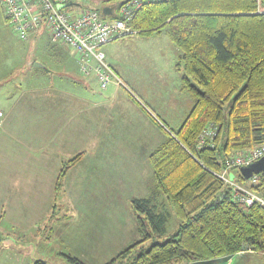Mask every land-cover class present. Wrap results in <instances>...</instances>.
Wrapping results in <instances>:
<instances>
[{
    "label": "trees",
    "instance_id": "obj_1",
    "mask_svg": "<svg viewBox=\"0 0 264 264\" xmlns=\"http://www.w3.org/2000/svg\"><path fill=\"white\" fill-rule=\"evenodd\" d=\"M256 7L257 0H151L137 12L135 34L165 31L180 49L176 68L181 88L195 103L177 130L162 125L166 138L149 156L156 189L173 207L179 229L146 247L143 242L151 234L145 218L163 231L167 215L157 212L150 197L132 198L145 237L121 251L114 264L192 263L246 250L264 252V205L241 202L219 175L232 156L264 143V13ZM209 129L214 135L200 146ZM83 155L63 163L55 198ZM230 176L264 197V173L257 174L256 183L245 179L239 168Z\"/></svg>",
    "mask_w": 264,
    "mask_h": 264
},
{
    "label": "crops",
    "instance_id": "obj_2",
    "mask_svg": "<svg viewBox=\"0 0 264 264\" xmlns=\"http://www.w3.org/2000/svg\"><path fill=\"white\" fill-rule=\"evenodd\" d=\"M73 1L79 10L82 2H90ZM114 1L116 0L104 6H111ZM85 4L80 11L76 8L71 10L81 12L91 8ZM2 10L4 13L3 7ZM0 24L1 49L5 48L6 51L10 49L8 46L29 40L30 45L37 46L36 54L41 55V58L35 56L31 60L41 61L47 66L32 65L30 70L34 82L23 85L24 88L21 89L15 72L26 67L28 58L25 54L21 58L12 55L7 63L13 67L4 76L11 75L17 81L13 85L22 91L16 97L10 95L0 98V110L5 113L0 126V232L3 227L12 226L22 231L36 227L41 221V215H47L53 208L56 183L63 163L78 153L83 152L84 155L69 169L65 184L72 182L71 176L77 175L78 180L86 184L95 182L104 187L107 184L112 186L113 190L108 188L106 193L113 192L122 198L121 183H124V177H128V174L133 176L136 183H142L145 175L153 176L152 167L149 169L147 162L153 150L166 138V133L149 105L138 98H187V92L181 88L180 71L176 68L181 54L178 47L170 42L174 45L169 47L176 60L165 52L163 60H156L157 62L148 66L144 63L145 68L140 66V70H154L161 77L160 72L170 70L173 65L179 77L170 73L168 78H163L167 83L166 90L159 86L158 80L149 86L141 82L139 75L135 79L134 73L131 74L119 61H115L114 47L107 49V61L134 92L131 94L113 84L101 90L94 75L84 76L80 73L79 60L74 50L65 44L52 42L44 26L28 40H21L11 26L12 29H9L6 23ZM7 25L9 26L8 23ZM162 35L168 37L165 31L140 37L168 41L165 39L169 38H163ZM166 48L168 47H164ZM53 63L58 65H52ZM162 64H167L168 67ZM151 65L154 69H151ZM2 66L6 65L0 64V69ZM4 76L0 77V81ZM172 80L177 82L176 86L171 85ZM130 84L136 86L137 92ZM179 86L184 95L178 94ZM110 88L113 90H109ZM104 92L106 97H98ZM139 125L143 126L145 134L149 132L150 143L142 144L137 139V134L142 135L143 132L141 130L138 133ZM117 135H121V140L114 146L112 138ZM140 146L143 148L141 152ZM80 175L85 177L81 179ZM134 197L135 195H129L127 199ZM9 236L3 233L0 241L12 244L18 242ZM182 264H264V252L246 250L218 260Z\"/></svg>",
    "mask_w": 264,
    "mask_h": 264
},
{
    "label": "rangeland",
    "instance_id": "obj_3",
    "mask_svg": "<svg viewBox=\"0 0 264 264\" xmlns=\"http://www.w3.org/2000/svg\"><path fill=\"white\" fill-rule=\"evenodd\" d=\"M89 1L90 2H86L87 4L82 2L80 10L83 9V5L85 4L90 5L89 7L91 8H97L102 12L103 6L107 3H111L112 0ZM75 8L79 10V7L72 5L66 7L65 11L68 12ZM1 22H3V24L6 23L9 29L11 28L7 25V22L4 21V13L0 4V23ZM140 36L139 34H130L120 37L107 43L103 47V50L107 53V49L114 47L115 61H119L122 67L128 69L131 74L134 73L135 77H133L135 79H138L137 75H139L141 82L149 86H152V84L158 80L160 82L159 86L165 90L168 89L164 79L168 78L170 73L173 76H178L176 68L173 67V65L170 66V70H162L160 72L161 77H159V74L154 72V70H140V66L145 68L146 64L144 63H147L148 66L150 63L157 62L156 60H163L166 55L165 52L169 54L171 59L176 60V56H172L174 53L171 47H169L174 45H171L170 39H165L168 41H162V39L148 40ZM162 36H164L163 38H168L166 35ZM24 44L25 47H23ZM166 46L168 48L164 49ZM1 47L2 46H0V64H5L6 66H2V70L0 69V77L6 75L7 71L9 72L13 67L7 64L10 60V56L18 55L21 58L22 55L25 54L26 58H28L27 65L24 69L21 68L19 71H16L15 75L19 76L16 77L20 82L21 89H23L25 85L34 82L30 69L34 64L31 57L34 60L35 56H38L36 54L37 46L33 44L30 45V41L28 40L24 41V43L19 42V45L8 46L10 49L6 51L4 50L5 48L1 49ZM177 50L180 52V49L177 48ZM39 56L38 58H41ZM52 65L56 66L58 63H53ZM162 65L168 67L167 64ZM150 67L154 69L152 65ZM14 83H17V81H15V79L13 80L11 75L4 76L3 80L0 81V98H7V96L10 95L16 97V95L22 91L21 89H17V87L13 85ZM176 83L175 80H172L171 85L176 86ZM130 85L135 92H137L136 86ZM109 90H113V88ZM178 94L184 95V92L182 93L180 90V86ZM185 96H187V98H174L171 96L170 98L138 99L143 100L144 103L149 105L150 110H152L162 125L177 130L184 122L195 103V99L192 95L185 93ZM98 97H106L105 92L103 95H98ZM225 111L227 116L229 105L226 106ZM4 117L5 113L3 120ZM137 127L138 133H140L141 130L143 131L142 135L137 134V139L139 138L142 144H146L148 142L149 132L145 134L146 131L143 129V126L139 125ZM131 139L134 141V137ZM112 140L114 141V146L115 144L118 145L121 140V135L113 137ZM157 142L158 141L155 142V145H157ZM142 149L143 148L140 146V152ZM115 154L116 149L114 150V155ZM147 165L148 168L151 169L149 160ZM80 176H82L81 179L85 177L83 175ZM78 179V176L74 175V177L71 176L72 182L69 181L68 184H65L64 181V186L58 191L59 193H57V197L54 199L53 205L55 204V207H53L47 215H41V221L38 223L36 222L35 228L22 231L20 229H14L12 226L10 228L3 227L0 235L7 233L8 236L11 235V238L18 242L12 244L11 242L7 243L6 241H0V264H34L37 260H43L46 264H114L112 260L116 258L121 251L135 241L145 237V230H142V226L139 224L138 220V214L140 213L132 207L131 199H127L129 195L152 198L153 203L157 205V212H163L167 215L166 226L163 231H157L151 225L149 218H145L148 232L151 234V236L146 237L143 242L146 247H149L155 240L165 241L169 239L179 229V218L176 216L173 207L168 203L166 196L156 189L152 174H149V176L145 175L142 183H136L133 176L130 174H128V177H124V183H121L122 198L113 192L106 193L108 188L113 190V187L108 184L104 187V185L101 186L95 182L86 184ZM234 179L238 183L244 185L237 176H234ZM249 181L250 180H247L246 183H250ZM135 187H138L136 191H134ZM141 214L143 215H141L142 217L146 216L144 212ZM128 263L129 262L125 261L122 264ZM182 263L183 262L178 261L171 264ZM116 264L121 263L118 262Z\"/></svg>",
    "mask_w": 264,
    "mask_h": 264
},
{
    "label": "built area",
    "instance_id": "obj_4",
    "mask_svg": "<svg viewBox=\"0 0 264 264\" xmlns=\"http://www.w3.org/2000/svg\"><path fill=\"white\" fill-rule=\"evenodd\" d=\"M151 0H123L113 7L110 15L95 8L81 12L69 10L68 6L76 5L73 0H0L6 21L21 40H28L40 27L48 32L51 41L71 47L79 60V71L84 76L94 75L101 90L113 84L131 92L130 87L118 72L106 60L103 47L120 37L135 34L132 22L143 4ZM256 12L264 13V0H257ZM112 16V18H111ZM4 113L0 110V126ZM214 131H205L200 146ZM264 156V143L251 150L232 156L225 165L220 177L230 185L235 198L251 205L259 202L264 205V198L257 192L238 183L232 178L231 171L240 168ZM257 182V175L250 178Z\"/></svg>",
    "mask_w": 264,
    "mask_h": 264
},
{
    "label": "water",
    "instance_id": "obj_5",
    "mask_svg": "<svg viewBox=\"0 0 264 264\" xmlns=\"http://www.w3.org/2000/svg\"><path fill=\"white\" fill-rule=\"evenodd\" d=\"M112 10V6H104L102 12L104 15H109L112 13ZM33 66L47 68V66L41 61H35ZM239 170L245 179H250L261 172L264 173V156L248 164L242 165Z\"/></svg>",
    "mask_w": 264,
    "mask_h": 264
}]
</instances>
